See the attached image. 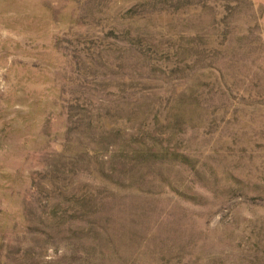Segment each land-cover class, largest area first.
I'll use <instances>...</instances> for the list:
<instances>
[{
	"label": "rangeland",
	"instance_id": "1",
	"mask_svg": "<svg viewBox=\"0 0 264 264\" xmlns=\"http://www.w3.org/2000/svg\"><path fill=\"white\" fill-rule=\"evenodd\" d=\"M0 264H264V0H0Z\"/></svg>",
	"mask_w": 264,
	"mask_h": 264
}]
</instances>
